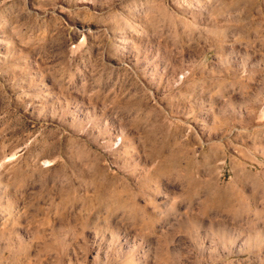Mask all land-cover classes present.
I'll return each mask as SVG.
<instances>
[{
    "label": "rangeland",
    "instance_id": "obj_1",
    "mask_svg": "<svg viewBox=\"0 0 264 264\" xmlns=\"http://www.w3.org/2000/svg\"><path fill=\"white\" fill-rule=\"evenodd\" d=\"M0 264H264V0H0Z\"/></svg>",
    "mask_w": 264,
    "mask_h": 264
}]
</instances>
